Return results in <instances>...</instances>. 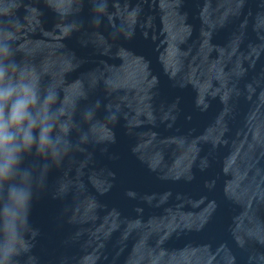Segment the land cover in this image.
I'll list each match as a JSON object with an SVG mask.
<instances>
[{
  "label": "water",
  "instance_id": "obj_1",
  "mask_svg": "<svg viewBox=\"0 0 264 264\" xmlns=\"http://www.w3.org/2000/svg\"><path fill=\"white\" fill-rule=\"evenodd\" d=\"M20 4L24 59L116 118L34 171L15 264H264V0Z\"/></svg>",
  "mask_w": 264,
  "mask_h": 264
},
{
  "label": "clouds",
  "instance_id": "obj_2",
  "mask_svg": "<svg viewBox=\"0 0 264 264\" xmlns=\"http://www.w3.org/2000/svg\"><path fill=\"white\" fill-rule=\"evenodd\" d=\"M61 17L72 14L75 0H48ZM109 0H92L96 22H99ZM20 0H0V264H15L16 258L30 251L24 224L37 183L34 171H46L58 164L81 144L93 139L95 129L106 120H114L108 108L103 119L97 116L100 100L79 109L81 97H71L67 88L43 75L24 57L27 51L17 39L22 26L18 15ZM26 16L34 9L25 4ZM72 25L61 26L70 31ZM18 55L20 58H18ZM29 157L36 159L27 162ZM43 161V163H41Z\"/></svg>",
  "mask_w": 264,
  "mask_h": 264
}]
</instances>
